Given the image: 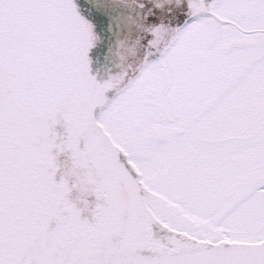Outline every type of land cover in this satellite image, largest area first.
Returning <instances> with one entry per match:
<instances>
[{
    "label": "snow or ice",
    "instance_id": "6c2138e0",
    "mask_svg": "<svg viewBox=\"0 0 264 264\" xmlns=\"http://www.w3.org/2000/svg\"><path fill=\"white\" fill-rule=\"evenodd\" d=\"M0 264H264V0H0Z\"/></svg>",
    "mask_w": 264,
    "mask_h": 264
}]
</instances>
